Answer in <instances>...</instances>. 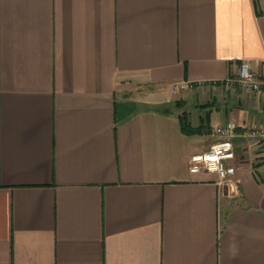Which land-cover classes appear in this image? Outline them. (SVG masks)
Segmentation results:
<instances>
[{
	"label": "crops",
	"instance_id": "0c3cea01",
	"mask_svg": "<svg viewBox=\"0 0 264 264\" xmlns=\"http://www.w3.org/2000/svg\"><path fill=\"white\" fill-rule=\"evenodd\" d=\"M264 0H0V264H264ZM238 123L230 179L191 158Z\"/></svg>",
	"mask_w": 264,
	"mask_h": 264
},
{
	"label": "built area",
	"instance_id": "2783aa9c",
	"mask_svg": "<svg viewBox=\"0 0 264 264\" xmlns=\"http://www.w3.org/2000/svg\"><path fill=\"white\" fill-rule=\"evenodd\" d=\"M264 14V11H263ZM236 83L242 85L245 89L259 92L264 87V75L251 68L249 62L245 61L240 65L239 72L235 77H229L225 80L227 86ZM238 123L234 120L215 128V134L219 139L213 142L209 148L191 158V167L193 170H205L214 172L218 175L219 183L226 184L230 179L229 162L236 157V148L233 137L237 134ZM252 134L264 136L263 130H249Z\"/></svg>",
	"mask_w": 264,
	"mask_h": 264
}]
</instances>
